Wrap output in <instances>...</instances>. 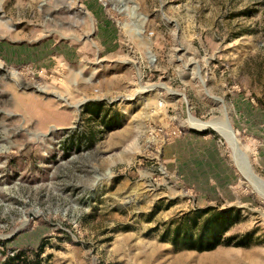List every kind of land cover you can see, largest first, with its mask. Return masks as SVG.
<instances>
[{"label": "rangeland", "instance_id": "374dc122", "mask_svg": "<svg viewBox=\"0 0 264 264\" xmlns=\"http://www.w3.org/2000/svg\"><path fill=\"white\" fill-rule=\"evenodd\" d=\"M191 116L264 180V0H0V264H264V192Z\"/></svg>", "mask_w": 264, "mask_h": 264}, {"label": "trees", "instance_id": "16d2710c", "mask_svg": "<svg viewBox=\"0 0 264 264\" xmlns=\"http://www.w3.org/2000/svg\"><path fill=\"white\" fill-rule=\"evenodd\" d=\"M87 113L93 117L99 118L101 117L102 111L101 106L96 105L92 109H88ZM210 210H207L206 213H210ZM214 216V215H213ZM211 216L204 220L203 226L198 232L197 235L194 234V228H186L181 230L177 228L174 233V238L172 240L173 244L180 245L182 244L184 248L189 250H196L199 252L213 251L221 244V235L227 232V228L218 227L217 229H212L214 217ZM218 216V215H217ZM194 224L197 225V218L193 220ZM239 246H242L241 243H238ZM25 260L22 253H16L14 257L6 259L1 264H30L27 260Z\"/></svg>", "mask_w": 264, "mask_h": 264}, {"label": "bare ground", "instance_id": "6f19581e", "mask_svg": "<svg viewBox=\"0 0 264 264\" xmlns=\"http://www.w3.org/2000/svg\"><path fill=\"white\" fill-rule=\"evenodd\" d=\"M57 97L59 100L67 102V100L64 99L63 97L61 96H57ZM189 122L194 129H197L199 131H204L209 128H213L214 130H216L227 141V143H229L232 146L235 152V155L237 159L239 160V165H240V168L242 169L241 171H243V167H244L245 174L247 175L249 180L255 186H257L260 191L264 192V182L261 181L257 176H255L251 168L246 167V164H243V152L241 151L239 140L236 137L235 132L230 122L227 119H224V120L217 119V120L206 123V122L200 121L191 116L189 119ZM247 171L249 172L247 173Z\"/></svg>", "mask_w": 264, "mask_h": 264}, {"label": "water", "instance_id": "95a60500", "mask_svg": "<svg viewBox=\"0 0 264 264\" xmlns=\"http://www.w3.org/2000/svg\"><path fill=\"white\" fill-rule=\"evenodd\" d=\"M193 130H195V129H193ZM195 131H198V132H206L207 131V129L206 130H204V131H199V130H195ZM215 131V130H214ZM216 132V131H215ZM264 181V180H263Z\"/></svg>", "mask_w": 264, "mask_h": 264}]
</instances>
